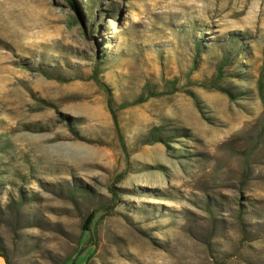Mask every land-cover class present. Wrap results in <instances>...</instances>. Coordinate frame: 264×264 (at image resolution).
I'll return each instance as SVG.
<instances>
[{
    "label": "rangeland",
    "instance_id": "rangeland-1",
    "mask_svg": "<svg viewBox=\"0 0 264 264\" xmlns=\"http://www.w3.org/2000/svg\"><path fill=\"white\" fill-rule=\"evenodd\" d=\"M77 1L0 0V264H264V0Z\"/></svg>",
    "mask_w": 264,
    "mask_h": 264
},
{
    "label": "trees",
    "instance_id": "trees-1",
    "mask_svg": "<svg viewBox=\"0 0 264 264\" xmlns=\"http://www.w3.org/2000/svg\"><path fill=\"white\" fill-rule=\"evenodd\" d=\"M69 5H71V8H73L76 11H79L81 13V4L79 1L77 0H68ZM89 12H93V9L89 10ZM203 46L205 47V45L200 41L195 48V61L193 63V67L192 70L198 69V57L200 56V54H202L203 51ZM244 50L245 48L237 46L236 48H231L230 50H225L222 51L223 54L222 56L219 58V61L217 63L216 66V74L214 76V78L208 82H203L200 83L201 86L207 88V89H217L223 92H227L229 93L233 100H237L236 97H238L239 95H234L229 89H226L222 86V82L224 81L225 77L227 76H232L235 77L236 74H231L228 73L227 69L235 62L238 60V57H241L242 60H248V57L244 55ZM105 58V56H101L99 57L100 59V63H103L102 60ZM240 62V61H239ZM239 64L244 65L243 62H240ZM247 66V65H245ZM101 71H100V67L99 64L98 66H96V69L94 71V74L92 75V77H90V79H93L107 94L108 97V105H109V109L110 112L113 116L114 122L116 124V127L118 128V131L120 132V127H119V123H118V115H117V109L115 108V99H114V95H113V90L111 89V87L101 78ZM43 74H45L46 76L50 77V78H54L57 80H60L61 82H69L71 79L67 78V77H63V76H53L50 75V72L48 71H43ZM174 88H176V85H174ZM258 88L260 90V94L261 96L264 98V63H263V72L262 75L259 79V83H258ZM145 92L146 95L148 94V96L146 97H141L136 99L133 102H123L119 105L118 109L119 110H124L127 109L131 106H136L139 104H142L144 102H146L147 100H149L150 98L156 97L158 96V88L156 85L152 84V83H148L145 87ZM190 94H194L192 92H190ZM31 130V129H30ZM164 132H166L164 126L161 127H155L153 128L147 137V141L144 144H155V143H165L168 144L170 138L166 137L164 135ZM121 134V133H120ZM123 141V140H122ZM76 191V188L73 187L72 188V192ZM116 196V195H115ZM91 222V220H90ZM88 221V223H90Z\"/></svg>",
    "mask_w": 264,
    "mask_h": 264
}]
</instances>
